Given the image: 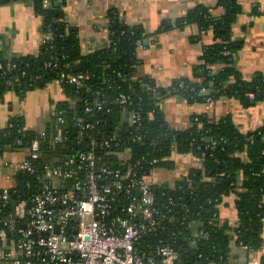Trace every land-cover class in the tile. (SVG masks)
<instances>
[{
  "label": "trees",
  "instance_id": "16d2710c",
  "mask_svg": "<svg viewBox=\"0 0 264 264\" xmlns=\"http://www.w3.org/2000/svg\"><path fill=\"white\" fill-rule=\"evenodd\" d=\"M45 1L31 0L35 10L45 19V29L51 27L54 33V47L49 48L48 43H43V51L38 56H24L10 62L0 55V63L3 64L0 69V97L10 90L24 95L28 90L55 80L56 72L45 66L51 54H55L61 63L68 64L69 70L81 78H78L77 84L61 82L69 98L57 102L51 120L42 130L28 129L22 116H13L8 126H0V152L6 148L25 150L35 138L41 142V154L32 160L34 171L16 172L10 200L5 204L0 201V230L5 228L3 221L9 218L18 201L40 192L45 177L37 179V175H43L47 165L58 164L63 158L84 148L80 147L76 137L78 132L73 126L76 118L95 123V128L85 130L87 133H84L82 141L85 134L100 137L103 135L98 130L107 135L117 126L124 129L123 133L127 136V131L132 129L131 112L118 102L120 94L125 93L140 103L143 112L140 130L146 136L142 142L131 143L135 150L137 148L139 153L150 152L158 157H166L161 161V166L166 168L175 166L173 152H193L202 158L200 167L189 170L191 182H183L181 188L180 184L177 185L174 191L166 184L158 188L159 196L163 191L176 196L183 194L189 221L195 218L201 223L198 235L193 225L188 223V229L183 230L180 236L183 239L186 233L197 240L196 246L182 240L181 253L185 262L208 264L217 261L227 264L234 243L252 250L260 249L264 225V126L243 133L237 129L230 115L214 119L204 113L193 115L190 128L178 130L168 124L161 105L172 95L182 96L190 103L226 96L250 104L251 94H254L255 101L264 99V71L256 73L252 80H246L235 63V56L244 45L243 39L233 37L234 24L242 12L240 0H218L216 7L224 9L219 16L213 14V7L200 4L178 19L179 26L188 23L198 25L199 35L194 37L195 40L212 30L215 41L204 48L200 57V67L204 69L203 82L180 77L167 87L159 86L150 76L137 75L141 62L139 44L145 40L143 28L126 25L118 11L111 9L108 15L109 45L84 54L81 52L78 30L66 20L62 5L51 3L48 7ZM76 63H82L80 71L73 70ZM214 64L223 66L213 71L210 66ZM11 77H18L19 80L9 85L7 79ZM207 86L210 93L204 95L202 90ZM97 97L104 99L107 105L93 114L86 112V102H93ZM59 116L64 118L63 123H59ZM58 136L62 139L55 142ZM213 142H217V146L211 149L209 145ZM83 146L86 147L85 142ZM145 169L151 168L146 166ZM230 194L237 197L238 218L234 222L220 216V204ZM210 199L213 201L210 202ZM184 204L179 207L182 214H185ZM168 228L179 230V225L170 223Z\"/></svg>",
  "mask_w": 264,
  "mask_h": 264
},
{
  "label": "built area",
  "instance_id": "2783aa9c",
  "mask_svg": "<svg viewBox=\"0 0 264 264\" xmlns=\"http://www.w3.org/2000/svg\"><path fill=\"white\" fill-rule=\"evenodd\" d=\"M53 40L54 33L48 27L43 43L53 48ZM143 46L140 42L139 47ZM45 66L56 72L55 81L77 84L81 78L55 54L50 55ZM18 80L7 79L9 85ZM105 102L100 97L86 102V112L93 114L104 109ZM118 102L131 112L132 129L127 136L117 126L107 135L98 130L103 135L100 137L85 134L82 141L95 123L76 118L73 126L78 132V143L84 148L58 164L47 165L43 175H37V179L45 177L40 192L14 205L9 218L3 221L5 228L0 230V264H187L181 253L182 240L194 246L197 240L186 233L183 239L180 236L188 229V223L197 224L194 229L198 235L201 223L195 218L189 221L183 194L177 197L163 191L159 196L158 188L162 184L173 191L179 184L181 188L183 182L190 181L189 171H181L172 184L153 181L151 176L156 170L166 168L161 161L167 158L139 153L133 148L131 143L142 142L146 136L140 130L141 105L125 93L120 94ZM58 121L65 120L59 116ZM61 139L58 136L54 141ZM216 146L217 142L209 145L211 149ZM25 151L27 155L17 163L15 173L34 171L32 160L41 154L40 139H33ZM146 166L151 169L146 170ZM10 193L11 188H1L0 201L8 202ZM182 204L185 214L179 208ZM170 223L179 225V230H170Z\"/></svg>",
  "mask_w": 264,
  "mask_h": 264
},
{
  "label": "crops",
  "instance_id": "0c3cea01",
  "mask_svg": "<svg viewBox=\"0 0 264 264\" xmlns=\"http://www.w3.org/2000/svg\"><path fill=\"white\" fill-rule=\"evenodd\" d=\"M62 5L66 20L78 30L81 52L89 54L105 48L110 43L109 11L115 9L122 21L132 27L145 30L144 46L138 49L141 62L138 76H150L159 86H169L180 77L196 82L204 81V69L200 57L207 45L214 43L212 30L199 35L197 24L179 26L178 19L200 4L213 7L214 15L224 13L223 7H216L218 0H46ZM242 12L233 27V37L243 39L244 45L235 56V63L242 77L252 80L256 73L264 71V0H240ZM45 19L32 5L31 0L0 1V55L10 62L24 56H38L43 51ZM222 64L210 66L213 71ZM204 88L202 94H209ZM207 92V93H206ZM69 94L59 81L28 90L24 95L10 90L0 97V126L10 124L13 116H22L28 129L42 130L51 120L59 101L68 99ZM162 111L169 125L186 130L192 125L195 114H208L220 119L230 115L240 132H252L264 126V99L245 104L235 97L222 96L217 99L190 103L179 95H172L162 101ZM9 149V150H8ZM15 155L12 162L20 163L27 155L25 150L8 148ZM12 154V155H13ZM192 156H191V155ZM175 172L158 168L151 176L156 182L174 183L181 171L200 167L202 159L192 153H177ZM0 166V189L15 185V172ZM237 197L226 196L220 206L222 219L234 222L238 218ZM263 244L252 250L234 243L229 264H264Z\"/></svg>",
  "mask_w": 264,
  "mask_h": 264
},
{
  "label": "rangeland",
  "instance_id": "374dc122",
  "mask_svg": "<svg viewBox=\"0 0 264 264\" xmlns=\"http://www.w3.org/2000/svg\"><path fill=\"white\" fill-rule=\"evenodd\" d=\"M6 149H8V148H6ZM5 150L3 152H0V166L2 167L1 172L4 169H6V170H9L11 173H13V172H15V168L17 166V163L12 162L14 159H16L15 155L12 152H9V151L5 152ZM177 153L178 152H173V159H174L175 162H176L175 156H176ZM177 169H178V164H176L174 166V168H172V172H175ZM170 184H172V183L170 182Z\"/></svg>",
  "mask_w": 264,
  "mask_h": 264
},
{
  "label": "water",
  "instance_id": "95a60500",
  "mask_svg": "<svg viewBox=\"0 0 264 264\" xmlns=\"http://www.w3.org/2000/svg\"><path fill=\"white\" fill-rule=\"evenodd\" d=\"M82 68H83L82 63H76V64L74 65V67H73V70H74V71H80ZM206 89H208V86L206 87ZM252 90H254V87H252ZM207 91H208V93H210L209 90H207ZM206 93H207V92H206ZM250 99L252 100L253 103L255 102L254 98H250ZM193 227L196 228V227H197V224L194 223V224H193Z\"/></svg>",
  "mask_w": 264,
  "mask_h": 264
}]
</instances>
